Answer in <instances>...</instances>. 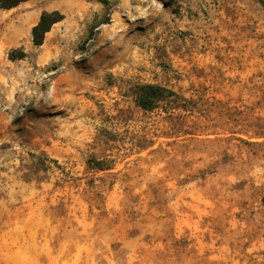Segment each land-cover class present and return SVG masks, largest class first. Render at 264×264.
<instances>
[{
  "label": "rangeland",
  "instance_id": "obj_1",
  "mask_svg": "<svg viewBox=\"0 0 264 264\" xmlns=\"http://www.w3.org/2000/svg\"><path fill=\"white\" fill-rule=\"evenodd\" d=\"M262 135L258 0L0 10V264H264Z\"/></svg>",
  "mask_w": 264,
  "mask_h": 264
},
{
  "label": "trees",
  "instance_id": "obj_2",
  "mask_svg": "<svg viewBox=\"0 0 264 264\" xmlns=\"http://www.w3.org/2000/svg\"><path fill=\"white\" fill-rule=\"evenodd\" d=\"M29 0H0V10H12L19 7L22 3ZM264 7V0H258ZM63 16L58 12H45L41 15L39 23L32 29V40L36 47L44 44L45 36L49 33L52 27L61 22ZM25 54L22 53L20 57L10 56L11 60L22 59ZM137 105L146 112H152L163 103L165 105H180L181 97L174 91L166 89L157 85H143L138 86L136 93ZM183 99V98H182ZM185 101V99H184ZM264 137V135L260 136Z\"/></svg>",
  "mask_w": 264,
  "mask_h": 264
}]
</instances>
